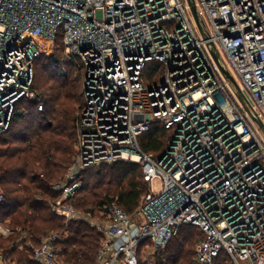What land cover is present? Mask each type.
<instances>
[{"label": "built area", "instance_id": "1", "mask_svg": "<svg viewBox=\"0 0 264 264\" xmlns=\"http://www.w3.org/2000/svg\"><path fill=\"white\" fill-rule=\"evenodd\" d=\"M194 3L197 16L189 0H0V134L19 102L38 99L34 63L55 54L59 33L82 64L77 154L51 208L102 234L96 264H140L184 225L201 231L197 264L223 252L264 264V0ZM154 124L172 131L159 155L139 144ZM120 161L139 164L148 184L134 214L117 198L77 212L84 172ZM12 233L0 221V235ZM64 238L35 244L22 232L14 246L36 264H69ZM0 264L20 263L0 251Z\"/></svg>", "mask_w": 264, "mask_h": 264}, {"label": "trees", "instance_id": "2", "mask_svg": "<svg viewBox=\"0 0 264 264\" xmlns=\"http://www.w3.org/2000/svg\"><path fill=\"white\" fill-rule=\"evenodd\" d=\"M154 72H146L149 81ZM83 75L79 57L64 54L59 33L55 54L34 63L32 88L38 99L19 102L9 128L0 134V187L5 195L0 203V221L13 230L8 237L0 235V251L20 264H36L29 251L14 246L22 232H28V240L38 244L52 231L65 237L60 242L62 260L96 264L102 234L84 220L67 222L51 208V201L60 195L52 185L64 176L77 152L76 122L83 106L79 92ZM171 137L172 131L154 124L139 138V144L144 151L159 155ZM83 182L74 206L92 215L115 198L132 215L148 189L141 166L124 161L85 171ZM114 184L115 194L111 195L110 185ZM200 237L198 227L184 225L164 249L153 255L141 253L140 264H197L194 256ZM213 264L235 263L223 252Z\"/></svg>", "mask_w": 264, "mask_h": 264}, {"label": "rangeland", "instance_id": "3", "mask_svg": "<svg viewBox=\"0 0 264 264\" xmlns=\"http://www.w3.org/2000/svg\"><path fill=\"white\" fill-rule=\"evenodd\" d=\"M79 92H80V94H81V95H80V96H81V103H83V79H82V82H81V88H80V91H79ZM80 111H81V110H80ZM80 111H79V112H80ZM77 116H78V114H77ZM76 151H77V138H76ZM76 154H77V152H76ZM75 156H76V155H75ZM75 156H74V158H75ZM74 158H73V162H74ZM71 165H72V164H71ZM71 165H70V166H71ZM70 166H69V167H70ZM69 167H68V169H69ZM68 169H67V171H68ZM67 171H66V172H67ZM65 174H66V173H65ZM65 174H64V175H65ZM63 177H64V176H63ZM63 177H62V178H63ZM62 178H61V179H62ZM154 185H155V188H157V189L159 188L157 182L154 183ZM110 188H111V190H110L111 195L115 194L114 191H115V189H116V184H114V185H110ZM59 197H61V195H59ZM59 197H58V198H59ZM74 209H75L77 212H81L82 214H86V212H84L81 208H77L76 206H74ZM3 237H4V236H3ZM9 259H10L12 262H18L16 259H12L11 257H9Z\"/></svg>", "mask_w": 264, "mask_h": 264}, {"label": "water", "instance_id": "4", "mask_svg": "<svg viewBox=\"0 0 264 264\" xmlns=\"http://www.w3.org/2000/svg\"><path fill=\"white\" fill-rule=\"evenodd\" d=\"M189 1H190L191 5H192V9H193L194 14L197 16L198 14H197V9H196V6H195V3H194V0H189ZM212 48H213V50H214L215 53H216V57H218V51L216 50L215 46L213 45ZM224 72H225V74H226L230 79L234 80L233 77L231 76V74L229 73V71H227L226 69H224ZM261 124H262V123H261Z\"/></svg>", "mask_w": 264, "mask_h": 264}]
</instances>
